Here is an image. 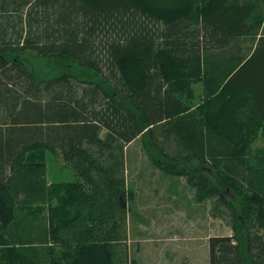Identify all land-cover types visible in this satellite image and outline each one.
Here are the masks:
<instances>
[{"label": "trees", "instance_id": "1", "mask_svg": "<svg viewBox=\"0 0 264 264\" xmlns=\"http://www.w3.org/2000/svg\"><path fill=\"white\" fill-rule=\"evenodd\" d=\"M180 4L0 0V264H128L119 250L123 152L140 135L163 172L185 176L199 201L215 197L233 217V234L209 239L210 264H264V163L248 159L264 134V35L249 53L234 42L259 35L258 9L228 2L180 14ZM205 62L221 72L207 78L200 108L209 117L196 119L174 79L200 78ZM172 138L182 151L168 148ZM48 151L72 163L89 191L79 180L73 192L48 185ZM17 195L57 197L51 226L8 208ZM61 232L56 254L49 240L62 243Z\"/></svg>", "mask_w": 264, "mask_h": 264}, {"label": "rangeland", "instance_id": "2", "mask_svg": "<svg viewBox=\"0 0 264 264\" xmlns=\"http://www.w3.org/2000/svg\"><path fill=\"white\" fill-rule=\"evenodd\" d=\"M233 0H220L218 4L213 1L181 0L180 14L189 9L190 12L202 14L215 12L219 7ZM259 13L253 22L258 33L264 35V0H258ZM166 17L162 11L160 17ZM259 36H244L235 39L244 53H249L258 41ZM220 70V71H219ZM200 78H184L177 76L174 85L175 94L182 104L189 106V111L196 119L209 117L205 109L206 99L210 89L208 76L218 75L221 69L216 63H206ZM206 72V73H205ZM205 73V74H204ZM202 110V111H201ZM220 108L215 109L219 112ZM106 129L101 131L103 137ZM148 140L144 135L125 144L123 152V169L126 180L124 203L127 213L123 225L124 239L119 245L123 260L127 258L128 264H210L209 239L213 235L233 234L234 219L227 207L219 203L214 197L199 201L196 189L192 187L185 176L170 175L163 172L152 160L147 147ZM168 148L182 151L174 138L166 142ZM249 162L260 166L264 163V134L259 131L257 138L251 143L248 150ZM74 165L67 162L60 152H47L46 180L52 183L73 185L75 181H83L85 189L89 185L79 178ZM72 199V197H71ZM8 208L15 207L17 215H25L37 224L38 227H50L51 205L58 204L54 197L52 204L42 203L38 200L27 201L22 196L13 200L7 199ZM1 203V202H0ZM2 207V203L0 204ZM74 208V205H71ZM48 246L54 248L55 253L62 254L67 238L61 232V241L58 243L49 240ZM127 244L126 250L122 247ZM119 252V251H118ZM125 254L126 258H125ZM130 258V262H129Z\"/></svg>", "mask_w": 264, "mask_h": 264}, {"label": "crops", "instance_id": "3", "mask_svg": "<svg viewBox=\"0 0 264 264\" xmlns=\"http://www.w3.org/2000/svg\"><path fill=\"white\" fill-rule=\"evenodd\" d=\"M232 2H236V3H238V4H253L254 5V7H256V9H258L257 8V2H258V0H233ZM258 13H259V9H258ZM258 15V14H257ZM257 15H253V17H251V19L252 20H255L256 19V17H257ZM259 38L262 36L260 33H259ZM244 37V36H243ZM258 38V39H259ZM239 44V43H238ZM238 47H241L240 45L238 46ZM255 48V47H254ZM253 48V49H254ZM252 49V50H253ZM241 50H242V52H243V49H242V47H241ZM251 50V51H252ZM126 248H127V244H125L123 247H122V249H124V250H126ZM210 263V262H209Z\"/></svg>", "mask_w": 264, "mask_h": 264}, {"label": "bare ground", "instance_id": "4", "mask_svg": "<svg viewBox=\"0 0 264 264\" xmlns=\"http://www.w3.org/2000/svg\"><path fill=\"white\" fill-rule=\"evenodd\" d=\"M46 15V14H45ZM40 36V35H39ZM20 47V46H19ZM7 53V52H6ZM122 59V58H121Z\"/></svg>", "mask_w": 264, "mask_h": 264}]
</instances>
